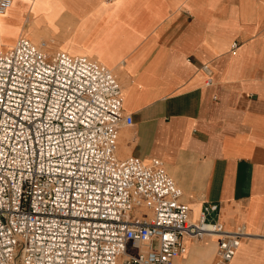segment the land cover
I'll use <instances>...</instances> for the list:
<instances>
[{
    "label": "crops",
    "instance_id": "obj_1",
    "mask_svg": "<svg viewBox=\"0 0 264 264\" xmlns=\"http://www.w3.org/2000/svg\"><path fill=\"white\" fill-rule=\"evenodd\" d=\"M0 26L2 48L22 36L110 68L132 118L116 154L160 159L191 220L217 203L243 226L228 264H264V0H12ZM217 240L182 236L174 264H216Z\"/></svg>",
    "mask_w": 264,
    "mask_h": 264
},
{
    "label": "built area",
    "instance_id": "obj_2",
    "mask_svg": "<svg viewBox=\"0 0 264 264\" xmlns=\"http://www.w3.org/2000/svg\"><path fill=\"white\" fill-rule=\"evenodd\" d=\"M122 102L85 55L22 36L0 50V264H174L185 235H216V264L230 262L242 225L226 230L217 203L191 220L160 159L116 154Z\"/></svg>",
    "mask_w": 264,
    "mask_h": 264
},
{
    "label": "bare ground",
    "instance_id": "obj_3",
    "mask_svg": "<svg viewBox=\"0 0 264 264\" xmlns=\"http://www.w3.org/2000/svg\"><path fill=\"white\" fill-rule=\"evenodd\" d=\"M12 6V1H11V3H10V5L6 8V10H8V8L9 7H11ZM11 9V8H10ZM9 9V10H10ZM6 10L3 12V13H1L0 15H3L5 12H6ZM13 11V10H12ZM15 12V11H14ZM15 22V21H14ZM18 23V22H17ZM20 24V23H19ZM15 25V24H14ZM1 27V26H0ZM2 28V27H1ZM19 28V27H18ZM5 29V28H4ZM6 30V29H5ZM10 31V30H9ZM5 32V31H4ZM7 33H8V31H6ZM2 34H4V33H2ZM16 35V34H15ZM5 37V36H4ZM11 37V36H10ZM2 38H3V36H2ZM14 38H16V37H14ZM6 39V38H5ZM6 40H8V39H6ZM12 40L10 39V43H5V45H8V47H10L9 45H12L13 43V41L11 42ZM3 43V42H2ZM8 47H5V48H0V50H5V49H7ZM241 242V241H240ZM240 244V243H239Z\"/></svg>",
    "mask_w": 264,
    "mask_h": 264
},
{
    "label": "rangeland",
    "instance_id": "obj_4",
    "mask_svg": "<svg viewBox=\"0 0 264 264\" xmlns=\"http://www.w3.org/2000/svg\"><path fill=\"white\" fill-rule=\"evenodd\" d=\"M0 48H2V47H0ZM125 155H120L119 157L120 158H123ZM14 264H20V262L17 260V262H15Z\"/></svg>",
    "mask_w": 264,
    "mask_h": 264
}]
</instances>
